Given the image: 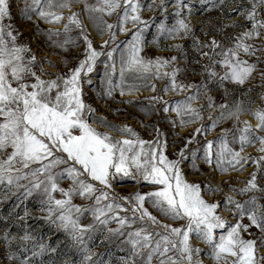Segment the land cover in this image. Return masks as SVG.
Instances as JSON below:
<instances>
[{"label": "rangeland", "instance_id": "374dc122", "mask_svg": "<svg viewBox=\"0 0 264 264\" xmlns=\"http://www.w3.org/2000/svg\"><path fill=\"white\" fill-rule=\"evenodd\" d=\"M136 2L141 6L139 15L143 22L134 24L129 19L122 24L123 0L111 15L89 11L101 6L98 0H68L69 6L64 8H50L49 0H7L9 14L3 23L6 31L7 26H11L17 46L30 49L24 53L25 61L35 56L32 70L45 80L70 76L85 59L88 40L98 52L111 51V57L101 55L97 58L91 73L81 75L82 98L85 105L95 110L94 116L86 112L88 123L117 140L148 142L143 146L146 152L150 150V144L161 145L168 160L179 162L183 178L188 183L200 185V194L206 201L219 204L217 215L228 225L248 226L241 228L240 234L245 240L255 241V264H264V225L257 227L247 213L241 217L234 203L238 201L246 210L255 211L257 216L264 215V159H261L264 144L256 139L264 137V128L258 127L261 122L255 115L264 111V27L257 29L259 36L253 35L245 41L252 46V53L240 52L241 60L254 65L245 82L221 79L228 71L221 63L222 53L234 48L236 38L242 33L253 31L257 21H264V4L259 0ZM254 3L257 14L255 20H249L247 14ZM41 11L60 13L62 19L59 22L44 19L39 15ZM73 14H77L81 26L69 24ZM179 20H184L190 31L173 33L171 30L177 27ZM106 24L114 27L107 29ZM66 26L68 31H65ZM121 27L128 31H122ZM50 30L59 35L50 37ZM137 30H142L139 55L146 61H168L166 66L159 68V73L171 74L178 69L175 84L182 88L171 87V76H161L155 67L136 74L125 69L122 57L127 59L132 36ZM113 33L115 39L111 40ZM213 40L218 46L212 44ZM105 41L111 42L102 47ZM48 57L51 58L46 59ZM24 82L32 83L34 78L25 76ZM153 97L158 99L153 100ZM99 118H104L107 123ZM247 125L251 126L248 133L251 143L244 145L241 162L230 166L231 156L227 153L220 156L221 145L226 143L229 148L240 151L238 138ZM125 126L134 134L118 130ZM197 129L201 131L197 133ZM209 142L212 143L211 162L206 159ZM139 150L136 145L128 155ZM12 151L10 146L0 150V161L7 160ZM56 155L66 159L63 153ZM45 163L48 161L31 162L25 168L17 158L10 173L13 183L9 184L7 179L0 182V264H125L130 259H134L135 264H146L147 249L145 256H131L133 247L128 234L139 229L163 233L166 229L152 223L148 217L132 222L134 215L140 216L132 209L137 206V193L143 195L160 186L145 181L135 167L131 168V176L118 175L112 179L111 188L82 174L79 179L95 185V193L87 196L73 191L65 206L72 208V217L87 229L82 233L81 243L73 238L72 229L65 228L58 219L61 209L48 211L49 207L55 208V200H67L65 192L77 187L66 171L72 167V161L37 172ZM253 175L257 187L241 192L249 186ZM38 182L40 186L34 187ZM53 182L57 190H52ZM209 187L213 191H209ZM101 189L108 192V199L97 204L96 197ZM229 197L233 201L231 204L226 203ZM112 202L120 208L113 212L106 210L108 223H99L94 210ZM143 207L162 224L181 228L187 224L186 219L164 215L153 206L151 199H146ZM117 212L119 217L129 218L123 228L119 219L113 218ZM109 229H120L123 234H114ZM222 232L226 234L224 229H217L215 234L218 237ZM26 236L29 238L24 239ZM190 244L194 249H200L193 253L191 264H233L235 260L229 254H221L220 259H216L212 245L195 234H190ZM168 255L175 257L178 253ZM88 256L90 260L85 259ZM161 259L159 255L154 256L151 264H160ZM180 264L189 262L181 261Z\"/></svg>", "mask_w": 264, "mask_h": 264}, {"label": "snow or ice", "instance_id": "6c2138e0", "mask_svg": "<svg viewBox=\"0 0 264 264\" xmlns=\"http://www.w3.org/2000/svg\"><path fill=\"white\" fill-rule=\"evenodd\" d=\"M123 2L125 10L122 24H126L129 19L134 24L142 23L139 15L140 4L136 0H123ZM178 2L182 3V0H178ZM98 3L101 6L92 7L89 11L107 12L111 15L121 6V0H98ZM259 3L264 4V0H259ZM68 6V0H49L50 8ZM129 13L133 14L129 15ZM8 14L7 0H0V150H5L9 146L13 149L7 160L0 161V182L7 179L9 184L13 183V177L10 173L13 171V164L17 158L25 168L31 162L47 160L48 163L43 164L42 168L36 170L37 172H45L56 165L72 161V167L66 171L76 182L77 187L65 192V195L68 196L67 200H55V208L49 207L48 211L52 213L57 208L61 209V214L58 217L61 224L65 228H71L73 238L83 243L82 233L87 229L80 226L78 221L72 217V208H65V206L69 204L73 191L80 195L91 196L95 193L96 188L95 185L87 183L79 177L82 174H87L92 180L104 185L105 188H111L112 179L118 175L131 176V168L135 167L145 181L160 187L156 191L135 195L137 206L132 211L134 214L139 212L140 216L134 215L132 222H135L137 218L144 220L145 217H148L152 223L160 224L166 231L153 234L144 229H139L129 233L128 241L133 247L131 253L133 258L145 256V249H147L146 264H151L153 257L157 255L162 257L160 264H180L181 261H187L191 264L193 253L200 251V249H194L190 244V234H195L198 238L212 245L216 259H220L221 254H229L235 258L233 264H255V241L245 240L240 234L241 228L246 229L248 226L240 223L228 225L225 220L217 215L216 209L219 204L206 201L200 194V185L188 183L183 178L178 167L179 162L168 160L161 150V145L158 143L150 144V150L146 152L143 146L148 142L129 139L117 140L108 133L98 131L88 123L85 118L86 112L88 115L94 116L95 110L84 103L81 75H87L93 71L99 56L111 57L112 52H98L93 48L92 42L88 40L85 59L71 71L70 76L67 78L58 76L55 80L42 79L36 75L31 67L36 59L35 56L25 61L24 53L29 52L30 49L26 46H17L16 36L10 30V25L7 26L8 30L6 31L3 21ZM256 14V4L254 3L252 11L247 14V18L255 20ZM39 15L44 19H51L53 22H59L62 19V14L53 11H41ZM73 23L78 27L81 26L77 14L69 17V24ZM105 27L111 29L114 26L106 24ZM259 27H264V21H257L253 31L242 33L236 38L235 47L222 53L224 59L221 63L226 66L228 71L221 79H231L242 84L254 70V65L241 60L239 55L240 52L252 53V46L245 41L253 35L259 36L260 33L257 30ZM68 30V26H66L65 31ZM121 30L128 31L125 27H121ZM180 30L185 33L190 31L189 25L184 20H179L177 27L171 31L176 33ZM141 31L137 30L133 34L127 59L122 57L125 69L136 74L148 72L155 67L161 76H171V87L182 88L183 86L175 84L178 69L171 74L159 73V68L166 66L168 61H160L159 59L155 62L146 61L139 55ZM52 35H59V33L50 30L49 36ZM6 36L8 37L7 40L5 39ZM85 39L87 40V37ZM114 39L115 33H113L111 40ZM110 42L105 41L102 47H106ZM65 43L68 41L66 40ZM212 44L218 46L215 40L212 41ZM174 59L175 57H173ZM29 75L34 78V82H24L25 76ZM211 75H215V73ZM123 76L124 70L121 72L122 79ZM14 83L16 86H13ZM152 99L158 98L153 97ZM167 110L165 108V111ZM178 110H180L179 106ZM255 115L261 122L258 127L264 128V111H259ZM99 119L107 123L104 118ZM118 130L134 134L127 126ZM196 131L199 133L201 129ZM250 131V125L241 130L242 134L238 138L241 145L240 151L229 148L226 143L221 145L220 156L223 157L225 153L230 155L231 159L228 160L230 166L239 164L243 159L241 151H243L246 143H251L248 136ZM256 139L264 144V137H256ZM136 145H139L140 150L129 156L128 153L132 152ZM207 147L206 159L211 162L212 143L209 142ZM261 151H264V147L261 148ZM56 153L65 154L66 159L56 155ZM76 165L80 167L77 168ZM16 179L18 180L19 177ZM48 179L53 180L51 176ZM39 186V182L34 185V187ZM255 187L257 185L255 175H253V179L249 181V186L240 191L246 192ZM52 190H57L54 182L52 183ZM59 190L64 191L63 189ZM209 191H213V189L209 187ZM49 199L51 200V197ZM102 199H108V192L104 189H101L100 195L96 197L97 204ZM124 199H128V197H124ZM146 199H151L153 206L164 215L172 219H186V226L181 228L162 224L143 207ZM226 203L231 204L233 201L229 197ZM234 203L241 217L247 213L251 222L257 227L264 225V215L257 216L255 211L246 210L245 206L238 201ZM119 208L120 205L115 202L97 208L94 210L97 213L96 219L101 224H107L106 210L113 212ZM101 217L105 218L101 219ZM113 218L119 219L121 228L129 222V218L119 217L118 212ZM217 229L226 230V234L222 232L217 237L215 234ZM109 232L123 234L120 229H109ZM155 237H159V239ZM28 238L27 236L24 237V239ZM170 252H176L178 255L175 257L168 255ZM85 259L90 260L91 257L88 256ZM125 264H135V260L130 259L125 261Z\"/></svg>", "mask_w": 264, "mask_h": 264}, {"label": "bare ground", "instance_id": "6f19581e", "mask_svg": "<svg viewBox=\"0 0 264 264\" xmlns=\"http://www.w3.org/2000/svg\"><path fill=\"white\" fill-rule=\"evenodd\" d=\"M48 55V54H47ZM51 57H48V58H46V59H50ZM53 58V57H52ZM127 96V95H126ZM92 124H95L94 122H91ZM216 185V184H215ZM217 187H219V186H217Z\"/></svg>", "mask_w": 264, "mask_h": 264}, {"label": "flooded vegetation", "instance_id": "af4514ba", "mask_svg": "<svg viewBox=\"0 0 264 264\" xmlns=\"http://www.w3.org/2000/svg\"><path fill=\"white\" fill-rule=\"evenodd\" d=\"M72 11V10H71Z\"/></svg>", "mask_w": 264, "mask_h": 264}]
</instances>
